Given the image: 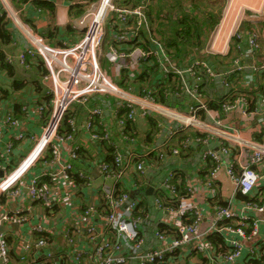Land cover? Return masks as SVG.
Returning <instances> with one entry per match:
<instances>
[{"label": "built area", "instance_id": "1", "mask_svg": "<svg viewBox=\"0 0 264 264\" xmlns=\"http://www.w3.org/2000/svg\"><path fill=\"white\" fill-rule=\"evenodd\" d=\"M48 1L58 3L62 0ZM2 4L6 5L7 0H0V5ZM36 11L41 13L43 9L36 7ZM3 17L5 15L0 11V19ZM71 23L72 28L79 34L81 32V35L76 41L63 43L61 46L48 44L43 36L32 32L29 25L24 24L28 45L18 54L5 59L7 64L18 63L26 69L38 59L43 61L47 70L43 79L48 83L50 102L48 105L42 103L37 106L25 104L23 109L28 115L33 113V120L45 119L46 110H50V113L40 136L35 137L28 133L17 136L16 141L30 137L34 144L19 166L10 169V172H4L0 180V196L8 192L14 197L17 196L22 178L46 153L49 154L48 159L43 162L46 167H51V170L57 167V170H52L51 175L65 179L72 187L77 186L73 170L74 161L78 159L81 148L74 143L79 127L75 110L78 106L89 107L85 129L92 141L113 148V159L111 162L107 159L97 161L106 181L102 191L103 203L99 207L89 204L84 210L86 219L64 228L66 249L54 254L50 250L45 226L41 223L34 224L31 235L44 236L22 240L18 250L19 264L36 263L30 259L34 253L41 251H46L48 259L57 258L64 264H68L66 259L71 264H250L252 260H262L264 264V219H256L254 216L264 212V199L244 201L241 210L219 204L215 207L213 219H202V212L196 206H185L182 203L186 199L194 198L196 187L185 186L182 192L176 174L172 171L155 188L153 210L169 214V217L176 213L179 218L155 219L153 234L156 241L147 242L144 230L152 219H142L149 216L148 212L140 207V199L135 198L123 185L126 178L132 175L129 170L132 171L134 166L135 175L132 178L146 176L147 155L135 149L134 152L128 151L126 155L122 150L124 147L113 138L112 120L106 115V109H112L111 115L119 128V138L127 144L137 143L138 136L132 127L147 117L156 122L154 129L165 139L161 145L156 144V151L184 134L179 147H172V154L178 155L182 150L201 147L202 159L207 164L208 172L205 177L200 178V184L206 185L211 193L217 194L218 175L224 170L234 180L237 194L241 192L250 195L264 171V147L245 154H234L227 142L231 138L226 137V140L219 143L212 142L206 123L200 120V112L203 110L218 115L216 111L214 113L209 110L208 104L203 100L208 81L222 80L228 86L226 81L230 74H245L242 59H236L233 66L223 70L214 68L202 57L195 58L188 67L174 66L161 43L151 38L154 44L151 47L135 44L141 37V30L149 27L144 4L128 8L118 5L115 0L89 2L83 13ZM219 31L220 27L217 26L212 32L205 47L206 53H213ZM234 35L239 36L237 32ZM247 42V54L259 49L260 41L256 32L248 33ZM98 45L101 46L99 57ZM154 63L161 68V73L155 77L156 81H164L170 72L182 79L180 89L169 90L167 94L178 96L187 90L193 98L194 104L189 107L187 119L183 123L173 124L178 119L174 116L176 108L157 101L152 90L144 89L140 94L136 92L135 86L129 84ZM252 70L256 74L264 73V63L252 66ZM187 76L190 78L189 82L185 79ZM247 78L251 79L249 76ZM122 83L129 84L130 87L124 88ZM156 90L157 87L153 92ZM232 97L233 94L230 93L225 96L221 104L224 113H229L241 104H248L245 94H240L235 99ZM100 99L101 102L97 101ZM261 103L264 106V96ZM263 112L264 108L263 111L256 109L251 114L260 116ZM68 113L75 114L66 120ZM215 122L221 124L218 119ZM259 122L264 124L262 119ZM4 124H16L14 113H1L0 126ZM129 124L133 126L128 128ZM190 129H193L194 134L188 132ZM13 147L12 141L6 144L4 152L0 154V168L9 169ZM65 149H69L67 156H64ZM158 155L163 158L165 153L160 152ZM133 159L137 160L130 167ZM89 172H80L81 180L88 185L92 182ZM28 189L32 199L49 207L54 204L50 189L41 182L39 176L30 180ZM20 213L18 211L16 214L0 216L1 264H12L13 261L10 244L3 230L4 223L16 220V215ZM17 220L24 222L27 219L19 217ZM163 225H167V229ZM215 235L223 241L213 240ZM81 237L86 239L82 247L79 245Z\"/></svg>", "mask_w": 264, "mask_h": 264}, {"label": "crops", "instance_id": "2", "mask_svg": "<svg viewBox=\"0 0 264 264\" xmlns=\"http://www.w3.org/2000/svg\"><path fill=\"white\" fill-rule=\"evenodd\" d=\"M75 1L85 3L84 10L90 2V0ZM73 3V0H62L55 3L54 13L47 9H43L41 13H38L36 7L32 5L33 2L18 3L14 0H7L6 5H0V11L4 13L5 22L8 23L7 29L9 33L8 42L0 34V60H2V67L0 68V116L1 113H14L16 121L15 125L4 124L0 126V154L4 152L8 142H14L10 156V167L9 169L8 167L0 168V180L3 178L5 171L10 172L12 168L19 166L33 147L34 142L30 137L16 141L17 136L20 133H28L35 137L40 136L45 125V119L47 120L49 116L46 113L45 119L37 118L33 120V113L30 112L28 115L23 109L24 105L32 104L37 106L42 103L48 105L50 102V95L47 93L48 83L43 79V69H46L43 63H40L41 65L33 64L29 69H26L18 63L7 64L5 59L8 56L18 54L28 45V38L23 28L24 24L29 25L32 32L43 36L50 45L61 46L64 45L63 43L69 44L76 41L81 34L72 29L71 22L80 15L75 16V13L72 12L74 10L71 7ZM70 25L72 32L67 30ZM217 26L220 27V31L215 40L216 47L213 53H209L220 58L218 61H220L223 68L221 65L216 68L223 70L230 67L236 59L241 58L242 64L245 66V74L233 78L229 87L222 80H211L206 85L203 99L206 101L218 98L219 100L229 93H232V98L235 99L240 94H247L248 96L250 95L252 102L253 99L255 100V104L252 102H248L245 106L241 104L229 113H224L222 109L221 111L210 109L208 106L209 110L214 113L216 111L218 115L203 110L200 112V120L206 123V129L210 132L212 142L219 143L226 140V137H230L231 139L227 140V142L230 144L234 154H245L264 147V124L259 122V119H262L264 123V112L259 114L260 116L251 114L256 109L263 111L264 108L261 103V99L264 96V91H262L264 82L261 74H256L252 70V66H259L264 63V0L229 1L228 8L224 10L220 24ZM55 28L60 33L54 36ZM236 32L241 38L238 43L232 41V37ZM250 32L258 34L260 46L257 51L247 54V37ZM210 36L211 34L206 45ZM248 76L251 79H248ZM185 79L188 82L190 81L188 76ZM180 96L181 98L178 99L179 103H177V112L174 111V116L176 119L178 118L177 121H173L174 125L180 122L183 123V120L187 119L188 107L193 102L187 90L183 91ZM97 101L101 102V99ZM250 106H252V109ZM90 107H92V104H90ZM75 110L79 120V127L74 143L81 147L80 155L74 161L73 170V178L77 181V186L72 187L65 179L51 175L52 170H57V167H53L52 170L51 167H46L43 163L49 156L46 153L44 158L38 161L22 178L19 184L20 192L17 196H12L10 192L0 196V216L3 214H16L21 211V216L16 215V220L6 222L3 226L11 248L12 264H19L18 250L20 243L25 240L37 239L36 236L31 235V228L34 224L41 223L45 226L50 241V250H53L55 254L66 249L67 241L63 235L64 228L86 219L84 210L89 204H96L99 207L103 203L102 191L106 181L97 165V161L107 159L106 156L109 151L106 144L92 141L90 134L85 129L89 107L78 106ZM46 111L50 113V110ZM202 112L205 113V117H203ZM111 114L112 109H106L107 117H111L112 120L111 130L113 138L124 147L122 150L125 154L128 155V151L134 152L133 149H135L137 152L147 155L146 176L131 177L135 175L134 163L137 160L133 159L130 167L134 166V168H132V171L131 169L129 170L132 175H129L123 183L135 198L140 199L141 206L144 209L148 208L149 216L142 218L152 219L146 224L144 230L147 242L156 241L153 234L155 219L179 218L176 213L169 217V214H161L153 210V200L156 195L155 188L170 171L175 172L176 180L179 181L182 192L185 186L194 185L196 187L197 192L194 198L191 200L186 199L182 203L185 206H196L202 212V219H213L215 207L219 204L229 205L236 210L243 208L244 201L238 199L236 184L224 170L218 175L219 190L217 194L211 193L206 185L200 184V178L205 177L208 172L207 164L202 159L201 147H192L186 152L182 150L178 155L172 154V147H179L178 144L184 134L176 137L167 146L160 147L159 151H156V144L160 143L159 145H161L162 142H165V139L163 135H158V130L154 129L156 122L151 117H147L133 126L139 143L127 144L119 138V128ZM217 119L221 121V124H216L215 121ZM188 132L194 134L193 129ZM160 152L165 153L163 158L158 155ZM68 154L69 149H65L64 156ZM87 171H90L89 173L92 177L90 185L83 183L80 178V172L86 173ZM36 176H39L41 182L50 189L51 198L54 200L52 207L46 206L30 197L28 193L29 182ZM250 198L256 201L264 199V171L261 173L257 187L250 194ZM254 216L256 219H264V212L257 213ZM19 217L27 220L20 222L17 220ZM163 228L167 229V225H163ZM85 240V237L80 238V247L85 245ZM45 252L34 253L30 260L36 261L33 264H64L57 258L48 259ZM66 260L68 264H71L69 259Z\"/></svg>", "mask_w": 264, "mask_h": 264}, {"label": "trees", "instance_id": "3", "mask_svg": "<svg viewBox=\"0 0 264 264\" xmlns=\"http://www.w3.org/2000/svg\"><path fill=\"white\" fill-rule=\"evenodd\" d=\"M14 1L18 3L28 2V0H14ZM73 1L74 3L72 4L71 7L74 10H72V12L75 13V16H79L84 11L85 3H79L76 2L75 0ZM152 1L154 0H115V2L118 5L128 8H134L141 4L145 5V12L148 16L149 27L143 28L141 30V37L139 38V40L137 39L135 41V44L142 45L145 48H148L149 46L151 47L152 45H154L153 42H151V38H152L154 41L161 43L165 47L168 54L170 55L172 63L174 64V66L179 68L188 67L195 58L201 56L205 58L214 68L220 67V65L222 66L220 61H218L220 60V58H218L217 55L209 54L205 52V46L209 38V35L212 34L215 27H217V24L220 22L223 13L222 6L219 5V3H215L212 0H191V3H187L186 0H177V4L175 3L173 5L172 3L170 4L169 7H167V6H163L162 3H160L159 7L155 9L154 6L152 5ZM156 1H160V0H156ZM32 5L42 9L51 10L52 13L55 12V8H56L55 3L48 0H34ZM215 5L220 6V8L217 11ZM155 15L158 18V24L156 26L154 25V23L156 22ZM161 19H165L167 21L168 24L167 29H163L164 23H162ZM7 24L8 23L5 22L4 17L0 19V34L6 42L9 41ZM67 30H69L70 32L73 31L71 29V25L69 29L67 28ZM58 33H60L59 30L55 28L53 35L55 36ZM240 39L241 38L237 35H234L232 37V41L234 42L236 41L237 43L240 42ZM184 43L188 44L187 49L186 47H181ZM40 63H43V61L41 59H38L34 64H40ZM43 72L45 74L47 73V70L43 69ZM160 73H161L160 65L154 63L153 65L146 67V69L143 71L140 77L133 80L132 82H129V84L135 86L136 92L140 94L144 89L152 90V93L154 97H156L157 101L178 109L177 103H179L178 99H180L181 96L180 95L176 96L173 93L167 94V92L169 90L171 91L179 90L180 87L182 86V81H181L182 79L177 74L170 72L168 73V76L166 79H164V81L160 82L159 79H157L156 81L155 77L159 76ZM236 76H240V74L232 73L228 76L226 81L228 86H231L232 79L236 78ZM261 76H262V80H264V73H262ZM210 82L211 80L208 81V83ZM122 84L124 88L130 87L129 84H124V83ZM156 87H157L156 92H153V90L156 89ZM262 91H264V84L262 87ZM245 95L247 96L248 102L251 103L252 100H250L251 99L250 95L249 96L247 94ZM224 100L225 97L219 100L218 98L217 99L215 98L213 100H206V101L204 100V101L208 104L210 109H217L221 111L222 109L221 104L222 102H224ZM252 103L255 104L254 99ZM193 104L194 101L192 102L191 105ZM250 108L252 109V106H250ZM46 113L49 114V112L47 111ZM73 114L75 113H68L66 120L68 117L73 116ZM202 115L203 117L206 116L205 113H203ZM132 126H133L132 124H129L128 128H131ZM132 129L134 130V127H132ZM107 149L109 151L107 161L111 162L113 159L112 156L113 148L107 145ZM190 149L191 148H188L183 151L186 152L187 150ZM237 196L238 199L242 201L255 200L250 198V195H244L241 192L238 193ZM141 205L142 203L140 204V207L147 213L148 208L146 207L144 209ZM42 236L44 235L42 234L36 235L37 238H42ZM212 239L218 242L223 241V239L218 235H215ZM262 262H263L262 260L261 261L252 260L250 261V264H262Z\"/></svg>", "mask_w": 264, "mask_h": 264}, {"label": "rangeland", "instance_id": "4", "mask_svg": "<svg viewBox=\"0 0 264 264\" xmlns=\"http://www.w3.org/2000/svg\"><path fill=\"white\" fill-rule=\"evenodd\" d=\"M93 1H99V0H90V2H93ZM187 1V3H191V0H186ZM213 2H215V3H219V5H221L222 6V12H224V10H226L227 8H228V2L229 1H232V0H212ZM160 3H162V5L163 6H167V7H169L170 6V4H172L173 3V5L176 3L177 4V0H160V1H156V0H154V1H152V5L154 6V8L155 9H157L158 7H159V5H160ZM219 5H215V7H216V11L220 8V6ZM222 16H223V13H222ZM222 16H221V19H222ZM155 19H156V22L154 23V25L156 26L157 24H158V18L156 17V15H155ZM221 19H220V21H221ZM161 21H162V23H164V25H163V29H167V27H168V24H167V21L165 20V19H161ZM220 24V22L217 24V25H219ZM73 29V28H72ZM76 31V30H75ZM79 33V32H78ZM80 34H81V32H80ZM79 36V35H78ZM181 47H186V49H187V47H188V44H183ZM97 53H98V57L100 56V54H101V46L100 45H98L97 46ZM234 63V62H233ZM233 63H232V65H233ZM105 65L106 66H109V64L108 63H105ZM232 65H230V66H232ZM218 69V68H217ZM221 86H222V84H220ZM137 143H139V140H138V138H137Z\"/></svg>", "mask_w": 264, "mask_h": 264}]
</instances>
